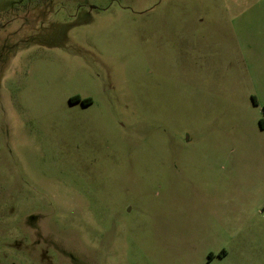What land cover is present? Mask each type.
I'll list each match as a JSON object with an SVG mask.
<instances>
[{
	"label": "rangeland",
	"instance_id": "obj_1",
	"mask_svg": "<svg viewBox=\"0 0 264 264\" xmlns=\"http://www.w3.org/2000/svg\"><path fill=\"white\" fill-rule=\"evenodd\" d=\"M263 108L264 0H0V264H264Z\"/></svg>",
	"mask_w": 264,
	"mask_h": 264
},
{
	"label": "crops",
	"instance_id": "obj_2",
	"mask_svg": "<svg viewBox=\"0 0 264 264\" xmlns=\"http://www.w3.org/2000/svg\"><path fill=\"white\" fill-rule=\"evenodd\" d=\"M254 105H257V102H253ZM264 109V108H263ZM257 132L259 133V137H256V138H253L254 140L257 139V141L254 143H252V141L249 140V145H248V150L250 151H264V145H261L262 143V137H264V121L263 120H260L258 121V124H257ZM251 136V135H250ZM252 138V137H251ZM223 253V252H222ZM209 254H212V253H209ZM213 255V254H212ZM225 255V254H224ZM224 255L220 256L221 258L225 257Z\"/></svg>",
	"mask_w": 264,
	"mask_h": 264
},
{
	"label": "trees",
	"instance_id": "obj_3",
	"mask_svg": "<svg viewBox=\"0 0 264 264\" xmlns=\"http://www.w3.org/2000/svg\"><path fill=\"white\" fill-rule=\"evenodd\" d=\"M69 101H70L71 104L80 103L83 107H86V106H89V105L92 104L91 103V100H89V99H83L82 100L78 96H75V97L70 98ZM263 112H264V109H263ZM212 258H213V255L212 254H209L208 255V258H207V260H208L207 261V264H209L211 262Z\"/></svg>",
	"mask_w": 264,
	"mask_h": 264
}]
</instances>
